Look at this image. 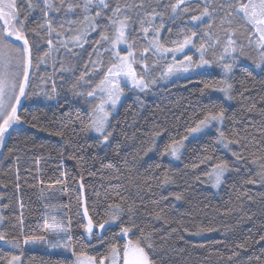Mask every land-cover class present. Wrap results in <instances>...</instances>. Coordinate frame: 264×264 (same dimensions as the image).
Returning <instances> with one entry per match:
<instances>
[{
    "label": "snow or ice",
    "instance_id": "1",
    "mask_svg": "<svg viewBox=\"0 0 264 264\" xmlns=\"http://www.w3.org/2000/svg\"><path fill=\"white\" fill-rule=\"evenodd\" d=\"M234 22L244 29L240 36L246 43L239 41V29L233 26ZM86 44L90 47L88 61L78 76L73 73L69 89L80 106L72 105L74 117L70 112L67 122L51 134L64 139L90 133L93 145L89 147L112 148L116 143L113 151L120 155L122 145L114 137L119 121L114 114L125 89L147 93L159 81L185 77L193 72L206 76L210 69L218 68L220 78L205 83L201 91L219 92L225 100L231 101L236 98L233 81L237 68L248 77L257 70L264 74V0H19V3L0 0V150L7 138L19 133L21 126L28 123L21 111L22 101L31 99V81L41 66L47 69L51 62V75L46 72V78L40 79L48 86L42 92L45 99L54 100L59 95L57 73L72 72L65 67L61 50L71 59L79 55L75 49L84 50ZM246 48L259 57L252 60L251 71L241 65L243 59H251ZM33 49L37 53L35 57ZM58 78L64 79L63 75ZM94 80L98 82L93 83ZM136 99L140 100L139 95ZM65 103L71 104V101L65 100ZM254 107V104L249 105L246 111L251 112ZM261 116L264 118V111ZM226 119L235 117H226L223 104L205 106L202 118L188 126L184 135L165 142L159 154L161 158L179 160L190 136L199 138L200 134L207 135L214 129V144L226 149L232 162L204 155L193 168L209 165L210 171L204 174L217 189L226 182L229 173H234L240 183L236 193L239 203L227 209L225 215L239 212L241 220H252L244 209L243 200L255 202L247 186L264 189V127L257 130L262 137L257 140L255 136H242L240 131L226 132ZM164 131L166 129L150 133L151 143L142 150L144 155L156 150L155 141ZM243 131L247 133L248 129ZM233 145L239 150H234ZM138 159L139 154L133 155L130 166L127 159L123 161L129 166L130 174ZM160 167L156 163L149 169ZM114 178L120 179L119 176ZM195 178L200 180L199 176ZM153 179L159 180L158 188L174 182L167 174L143 178V191L149 195L147 202L140 194L139 183L136 199L131 203L120 191L122 185L119 184L112 186L110 197L105 196L103 207L99 206V201H94L90 210L88 202L77 197L75 215L80 217L76 225L79 231L73 235L71 218L64 223L53 217L55 226L51 232L55 236L62 235L63 239H57L49 247L70 254L63 264H160L153 234L137 223L140 210L143 208L148 217L168 225L172 221L167 212L174 205L163 202L170 197L172 201H182L184 197L178 192L157 196L152 188ZM79 187L83 189V183ZM261 199L264 200V194ZM20 224H23L22 219ZM176 224L172 233L188 231L182 221ZM49 227L45 225L44 230L49 231ZM218 230L211 226L200 227L193 234ZM46 241L45 236L26 235L22 231L19 236L9 238L0 230V242L19 252L18 255L0 253V264H23L24 246ZM261 241H264V233L259 235L257 243ZM235 249H246V241L235 243ZM236 250L233 256L238 255ZM248 260L252 264H264V252L249 256Z\"/></svg>",
    "mask_w": 264,
    "mask_h": 264
},
{
    "label": "trees",
    "instance_id": "2",
    "mask_svg": "<svg viewBox=\"0 0 264 264\" xmlns=\"http://www.w3.org/2000/svg\"><path fill=\"white\" fill-rule=\"evenodd\" d=\"M233 26L238 27L239 24L234 22ZM220 35L223 37L222 31ZM75 51L79 55L70 59L61 50L65 67L72 69V72L57 73L55 78L59 95L54 100L45 99L42 92L48 86L40 79L45 77L46 72L51 75V62L47 69L41 66L31 81V99L22 101L21 111L28 123L21 126L19 133L7 138L4 148L0 150V209L3 217L0 230L9 238L19 236L21 231L26 235L47 237L44 243L24 246L23 264H63L70 254L49 247L50 243L63 239L62 235L55 236L51 232L55 226L53 217L64 223L71 218L75 235L79 231L76 225L80 220L75 215L78 210L77 197L86 200L90 210L94 201H99V206L103 207L105 196L110 197L112 186L119 184L122 185L120 191L131 203L132 199H136L139 183L140 194L147 202L149 195L143 191V178L153 174L155 177L167 174L174 181L158 188L159 180L153 179L152 188L157 196L178 192L184 197L182 201H172L170 197L169 201L163 202L174 205L167 212L172 221L168 225L148 217L143 208L140 210L137 223L153 234L160 264H252L248 257L264 252V241L257 243L259 235L264 233V200L261 199L264 189L247 186L255 202L244 199L243 206L252 220H241L239 212L225 215L227 209L239 203L236 193L240 183L236 175L229 173L226 182L217 189L204 174L210 171L209 165L201 164L199 168H193V164L199 163L204 155H211L214 160L222 158L232 162L231 154L214 144V129L207 135L200 134L199 138L186 141L181 158L177 161L171 157L161 158L159 150L165 142L184 135L188 126L202 118L205 106L212 104H223L226 117H235L234 120H225L226 132L236 130L242 136L262 139L257 130L264 127L261 116L264 111V74L257 70L248 77L237 68L233 81L236 98L231 101L225 100L219 92L201 91L205 83L220 78L216 69L209 70L210 74L206 76L197 74L155 85L147 93L126 89L127 95L114 114L115 120L119 121L114 137L122 145L120 155H116L113 151L116 143L112 144V148L89 147L93 145L90 133L64 139L51 134L67 122L70 112L74 117L72 105L80 106L77 100H73L69 89L73 73L78 76L84 71L90 47L86 44L84 50ZM36 54L33 49V56ZM107 59L105 54V61ZM248 70L251 71L252 67L248 66ZM61 75L63 80L58 78ZM96 82L98 80L93 81ZM65 100L71 101V104L65 103ZM252 104L255 105L254 109L246 111ZM33 123L37 125L35 128L31 127ZM244 128L248 129L247 133L243 131ZM162 129L166 131L156 139V150L144 155L142 150L151 143L150 133ZM232 147L239 150L237 145ZM136 154L140 159L130 174L128 167ZM125 159L129 161V166L124 164ZM156 163L161 165L159 169H149L150 165ZM116 176L120 179H115ZM196 176L200 177L199 181ZM57 180L62 182L56 183ZM81 183L83 189L79 187ZM176 221H182L188 231L172 233L171 229L177 227ZM45 225L50 226L47 232ZM208 226L219 230L193 234L200 227ZM244 241L246 249L236 250L235 243ZM234 250L238 251V255L233 256ZM0 253L19 254L17 250L5 247L3 242H0Z\"/></svg>",
    "mask_w": 264,
    "mask_h": 264
},
{
    "label": "rangeland",
    "instance_id": "3",
    "mask_svg": "<svg viewBox=\"0 0 264 264\" xmlns=\"http://www.w3.org/2000/svg\"><path fill=\"white\" fill-rule=\"evenodd\" d=\"M238 29H239V31H238V35L240 36V32H243L244 31V29H240L239 28V26L237 27ZM239 36H238V38H239ZM241 38H239V40H240V42L241 41H244V42H246L245 40H244V37L243 36H240ZM243 43V42H242ZM246 52H248V53H250V55H251V59H243L242 61H241V65H247V66H250L251 67V65H252V60H257L259 57H258V53H256V52H254V51H252L251 49H248V48H246ZM193 59H196V54H193ZM216 69V71L221 75V73H220V69H218V68H215ZM210 70H212V69H210ZM198 71H202V70H198ZM259 71V70H258ZM159 74V73H158ZM195 75H197V73L196 72H193V73H190V74H187V76H185V77H181V78H175V77H173L171 80H169V81H159L158 83L159 84H156V85H162V84H166V83H168V82H171V81H173V80H176V79H184V78H188V77H192V76H195ZM222 94V93H221ZM126 95H127V91H126V89H125V95L121 98V102L125 99V97H126ZM223 95V94H222ZM121 102H120V104H121ZM119 104V105H120ZM119 105H118V107H119ZM117 110H118V108H117ZM191 138H193V137H189V139H191ZM188 139V140H189ZM187 140V141H188ZM186 142V141H185ZM171 159H173L174 161H177L176 159H174V158H172L171 157ZM0 217H2L1 216V209H0ZM2 223V220H0V224ZM3 245L5 246V247H7L8 249H11L12 251H15V249H12L11 248V246L10 245H6V244H4L3 243Z\"/></svg>",
    "mask_w": 264,
    "mask_h": 264
}]
</instances>
